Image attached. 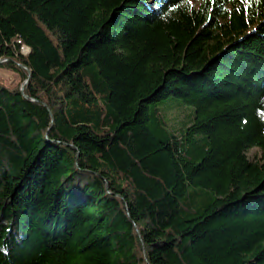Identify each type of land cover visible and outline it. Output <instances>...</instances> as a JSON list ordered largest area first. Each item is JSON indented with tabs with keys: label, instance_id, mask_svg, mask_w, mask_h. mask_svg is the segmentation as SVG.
<instances>
[{
	"label": "trees",
	"instance_id": "16d2710c",
	"mask_svg": "<svg viewBox=\"0 0 264 264\" xmlns=\"http://www.w3.org/2000/svg\"><path fill=\"white\" fill-rule=\"evenodd\" d=\"M0 72V264H264V0H0Z\"/></svg>",
	"mask_w": 264,
	"mask_h": 264
},
{
	"label": "rangeland",
	"instance_id": "374dc122",
	"mask_svg": "<svg viewBox=\"0 0 264 264\" xmlns=\"http://www.w3.org/2000/svg\"><path fill=\"white\" fill-rule=\"evenodd\" d=\"M202 0H188V3L191 7L196 8ZM24 53H27V50H23ZM0 76L8 79L9 76L5 74L4 72H0ZM158 108L163 111L165 110L164 115L171 119L172 123L176 126L178 129L180 126H182L186 122V114L191 111H193V108L186 107L182 104L180 100H165L161 106H158ZM246 156L251 161H257L261 158V152L253 148L249 151H247Z\"/></svg>",
	"mask_w": 264,
	"mask_h": 264
}]
</instances>
